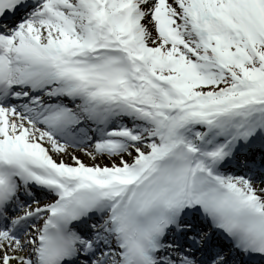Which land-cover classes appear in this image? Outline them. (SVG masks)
<instances>
[{
  "label": "snow or ice",
  "instance_id": "snow-or-ice-1",
  "mask_svg": "<svg viewBox=\"0 0 264 264\" xmlns=\"http://www.w3.org/2000/svg\"><path fill=\"white\" fill-rule=\"evenodd\" d=\"M0 264H264V0H0Z\"/></svg>",
  "mask_w": 264,
  "mask_h": 264
}]
</instances>
